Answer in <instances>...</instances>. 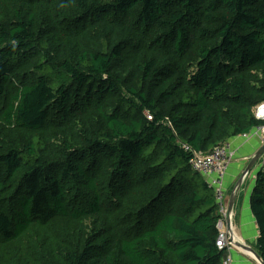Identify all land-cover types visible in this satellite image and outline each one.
Masks as SVG:
<instances>
[{"label": "trees", "instance_id": "obj_1", "mask_svg": "<svg viewBox=\"0 0 264 264\" xmlns=\"http://www.w3.org/2000/svg\"><path fill=\"white\" fill-rule=\"evenodd\" d=\"M262 104L264 0H0V264H223L191 162Z\"/></svg>", "mask_w": 264, "mask_h": 264}, {"label": "crops", "instance_id": "obj_2", "mask_svg": "<svg viewBox=\"0 0 264 264\" xmlns=\"http://www.w3.org/2000/svg\"><path fill=\"white\" fill-rule=\"evenodd\" d=\"M262 144L260 137L254 131L246 137H238L229 141L231 149L236 153V159L228 167L224 178V193L228 208L240 178ZM256 167L257 165L243 181L235 198L232 226L237 243L227 251V255L232 259V264H259L251 251L258 253L257 240L260 235L258 224L251 210V197L257 174L261 169V166L258 169Z\"/></svg>", "mask_w": 264, "mask_h": 264}, {"label": "built area", "instance_id": "obj_3", "mask_svg": "<svg viewBox=\"0 0 264 264\" xmlns=\"http://www.w3.org/2000/svg\"><path fill=\"white\" fill-rule=\"evenodd\" d=\"M255 115L257 119L264 120V104L256 108ZM254 133L260 137L262 142H264V127L257 128L254 130ZM235 156L236 153L231 149L229 144H226L215 148L209 153L196 154L191 162L192 170L195 173L204 176L210 183V186L215 190L220 215L217 222V247L220 251H225L226 255L223 264H232V259L227 255V251L235 245L234 236L231 234L228 227L230 215L224 193V178L227 169L235 159ZM261 161L262 169L264 168V155L262 156ZM231 228L233 229L232 225Z\"/></svg>", "mask_w": 264, "mask_h": 264}, {"label": "water", "instance_id": "obj_4", "mask_svg": "<svg viewBox=\"0 0 264 264\" xmlns=\"http://www.w3.org/2000/svg\"><path fill=\"white\" fill-rule=\"evenodd\" d=\"M264 155V142L261 146V148L258 150V152L254 155V157L252 158L249 166L247 167V169L244 171L242 177L240 178L237 187L235 188V191L233 193L231 202H230V206H229V215H230V219L228 222V227H229V231L231 232V234L234 236V243L236 245V240H235V234L233 232V229L231 228V225L233 223V207H234V203H235V198L237 196L238 190L241 186V184L243 183V181L246 179V177L250 174V172H252V169L254 168V166H256L258 164V162L261 160L262 156ZM246 247V246H245ZM253 252V254L255 255V257L257 258V261L259 264H264L263 260L261 259V257L259 256L258 253H256L255 251L251 250Z\"/></svg>", "mask_w": 264, "mask_h": 264}, {"label": "rangeland", "instance_id": "obj_5", "mask_svg": "<svg viewBox=\"0 0 264 264\" xmlns=\"http://www.w3.org/2000/svg\"><path fill=\"white\" fill-rule=\"evenodd\" d=\"M52 79H53V82H54V83H53V86L56 87V86H58L61 82H63V81L65 80V77H64V76L61 77V78H60V77H53ZM235 159H236V158H235ZM235 159L233 160V162L235 161ZM261 162H262L261 160L258 162L257 167H256L257 169L260 168V166H261ZM256 168H255V169H256ZM257 169H256V170H257ZM256 170H255V171H256ZM94 226H95V223H94L93 221H89V222L84 223V225H83V227H84V229H85V230H84V233H85V234H88L90 231L93 230Z\"/></svg>", "mask_w": 264, "mask_h": 264}]
</instances>
